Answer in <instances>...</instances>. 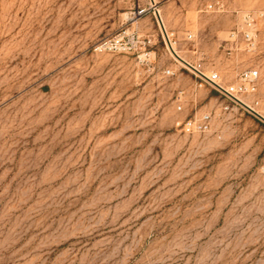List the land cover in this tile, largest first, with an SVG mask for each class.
Returning a JSON list of instances; mask_svg holds the SVG:
<instances>
[{"label": "rangeland", "instance_id": "obj_1", "mask_svg": "<svg viewBox=\"0 0 264 264\" xmlns=\"http://www.w3.org/2000/svg\"><path fill=\"white\" fill-rule=\"evenodd\" d=\"M156 1L0 0V264H264V122L157 20L264 115V0Z\"/></svg>", "mask_w": 264, "mask_h": 264}, {"label": "built area", "instance_id": "obj_2", "mask_svg": "<svg viewBox=\"0 0 264 264\" xmlns=\"http://www.w3.org/2000/svg\"><path fill=\"white\" fill-rule=\"evenodd\" d=\"M211 10L223 11L224 6L216 4L210 6ZM247 30L243 32V38L250 50H254L257 46L256 39V22L250 15L245 17ZM192 38V36H191ZM197 76L203 84L211 86L217 93L224 97L227 101L238 106L247 107L241 101L242 98L255 95L258 91L259 72L257 70L244 71L239 80L233 84H226L219 74L206 76L200 71L195 70ZM181 110V108H179ZM251 110V109H250ZM211 127V117L205 115L200 119L189 120L183 124V131L187 134H206Z\"/></svg>", "mask_w": 264, "mask_h": 264}, {"label": "bare ground", "instance_id": "obj_3", "mask_svg": "<svg viewBox=\"0 0 264 264\" xmlns=\"http://www.w3.org/2000/svg\"><path fill=\"white\" fill-rule=\"evenodd\" d=\"M153 1V3H155V2H157L156 0H152ZM155 5V4H154ZM159 13V16H160V19H161V23H162V27L165 29V31H166V34H167V36H168V40H169V49H170V51H171V53L180 61V63H183V65L185 64L186 66H188V67H190L191 69H193V70H197V71H199L196 67H194L193 65H191L189 62H187L186 60H184L180 55H179V53L176 51V49H175V46H174V44H173V42H172V40H171V37H170V35H169V33L167 32V29H166V25H165V23H164V20H163V18H162V15H161V12L160 11H158ZM201 71V70H200ZM242 102H243V104L245 105V104H247V105H249L250 103L248 102V101H246V100H241ZM253 111V110H252ZM257 111H258V109H257ZM259 112V111H258ZM255 113H256V111H255ZM259 113H261V112H259ZM256 114H258V113H256ZM262 114V113H261ZM259 115V114H258ZM261 116V115H260ZM264 118V117H263Z\"/></svg>", "mask_w": 264, "mask_h": 264}, {"label": "water", "instance_id": "obj_4", "mask_svg": "<svg viewBox=\"0 0 264 264\" xmlns=\"http://www.w3.org/2000/svg\"><path fill=\"white\" fill-rule=\"evenodd\" d=\"M157 20H158V22H159L160 28H161V30H162V32H163V35H164V37H165L167 43L169 44L168 36H167V34H166L165 29L162 27V23H161V19H160V16H159V15H158V17H157ZM247 110L250 111V112H252L256 117H258L260 120H262V121L264 122V118H263L262 116L256 114L254 111L250 110L249 108H247Z\"/></svg>", "mask_w": 264, "mask_h": 264}, {"label": "crops", "instance_id": "obj_5", "mask_svg": "<svg viewBox=\"0 0 264 264\" xmlns=\"http://www.w3.org/2000/svg\"><path fill=\"white\" fill-rule=\"evenodd\" d=\"M245 106H246L247 108H249V109L253 110L254 112L256 111V113H258L259 115H261L262 117H264V115H263V114H261V113H259V112L257 111V109H255L254 107H252V105H251V104H249V105L245 104Z\"/></svg>", "mask_w": 264, "mask_h": 264}]
</instances>
